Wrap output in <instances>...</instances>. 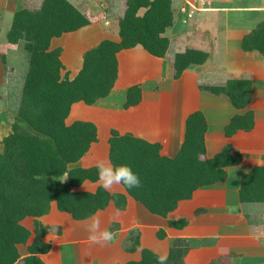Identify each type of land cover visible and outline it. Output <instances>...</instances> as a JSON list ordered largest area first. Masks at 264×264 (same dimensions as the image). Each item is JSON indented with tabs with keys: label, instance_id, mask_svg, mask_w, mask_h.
<instances>
[{
	"label": "trees",
	"instance_id": "1",
	"mask_svg": "<svg viewBox=\"0 0 264 264\" xmlns=\"http://www.w3.org/2000/svg\"><path fill=\"white\" fill-rule=\"evenodd\" d=\"M140 8H145L142 13ZM88 23L86 14L68 0H43L37 8L13 12L7 40L13 44L23 41L30 52L17 111V119L28 130L14 127L2 138L0 264H49L39 255L48 251L49 244L42 240L48 230L38 218L48 211L52 202L59 211L69 213L74 219H86L110 201L124 206L123 194L109 193L101 186L94 191L75 189L87 179H98L96 166L69 167L97 140V127L89 120L66 122V118L72 103L93 104L111 92L117 78L118 51L142 46L154 56L165 55L169 46L165 31L173 25L172 0H126L118 21L119 40L102 39L84 52L81 67L72 78L63 77L59 49L50 48L52 39ZM263 32L264 22L252 35L242 39V49L258 50L264 55ZM207 57V52L196 48L177 52L173 60L174 77L179 78L191 64L204 63ZM200 87L228 95L237 108L251 99V82L245 79ZM138 93L136 85L129 87L125 106L136 103ZM188 119L182 148L172 158L160 155L158 144L131 134L112 130L109 138L110 163L129 165L141 180L139 188L123 186L150 212L161 216L174 209L178 200L190 197L196 188L225 179L222 167L239 160L237 154L235 158L229 155L228 148L213 157H201L205 152V118L195 110ZM253 122L252 110L236 113L226 124L225 133L231 135L237 129H251ZM64 174L65 181L51 184L47 180ZM240 199L264 200V164L253 167L243 176ZM29 216L35 218L34 237L26 247L27 254L21 257L18 245L25 244L31 234L21 221ZM168 222L181 226L173 220ZM157 235L163 238L164 232L159 229ZM129 236L133 242L124 247L128 246L126 249L130 252L139 249L140 257L124 264H157L159 254L140 245L139 232H130ZM189 247L186 238L177 237L170 245L166 264H185Z\"/></svg>",
	"mask_w": 264,
	"mask_h": 264
},
{
	"label": "crops",
	"instance_id": "2",
	"mask_svg": "<svg viewBox=\"0 0 264 264\" xmlns=\"http://www.w3.org/2000/svg\"><path fill=\"white\" fill-rule=\"evenodd\" d=\"M85 1L83 0L84 4H80V7L69 2L85 13L90 23L53 38L51 46L57 39H64L65 42L59 46H82L84 41L83 46H95L102 39L119 40L118 28L111 29L96 23L94 21L96 15L91 12L88 6L91 0L88 5L85 4ZM207 1L210 2L208 4L210 7L199 13H193L191 17H188L187 13L181 12L179 8L172 9L173 25L165 31L169 39V46L163 57L150 54L142 46L122 49L117 52V78L109 95L113 91L123 89L126 101L128 88L136 85L139 88V93L136 94V97L139 96V102L129 105L125 110L127 111L126 115H129L128 118H130L129 125L120 122L121 110H118L112 119L105 115L106 121L110 119L111 125L107 131L108 135L103 138L100 136L98 122L100 115H104L105 110L109 109L102 108L98 101L106 99L109 95L89 105V112L90 114L94 112L91 115H94L95 120L91 115L88 120L97 127V140L91 143L90 148L92 149L94 146L95 149V146L101 145L104 147L105 142L106 149H100V153L105 152V162H110L108 158L109 138L111 131L115 130L119 134H131L147 142L156 143L159 145L160 155L172 158L182 148L189 116L198 110V95H211L214 99L226 97V94L211 93L199 86L222 85L229 79L249 80L251 82L249 107L254 111V125L250 130L237 129L231 135L225 133V126L231 117L236 113H241L239 112L240 108L234 107L231 101H229L228 109L232 108L234 112L236 111L232 116H227L224 109H220L218 112L215 108H210V111L202 108H200L202 111L199 110L207 124L204 132L205 152L201 157L210 158L228 148L233 156L238 155V162L222 167L226 172L225 179L200 186L192 191L190 197L178 200L175 208L167 214V218L181 224L180 227L175 225L174 231L179 233L177 236L186 238L189 242L190 247L184 258L185 264H264V200L242 201L240 199L243 176L248 174L253 167L264 164V157H262L264 156V56L258 53V58L256 56L250 60L245 59V51L241 46L242 39L247 35H252L260 23L264 22V0H237V6L231 8L221 6L229 0ZM176 3H178L176 0H172V6ZM205 5L203 6L205 7ZM9 29L10 27L3 34L5 35L4 42L0 41V50L2 46H5L12 51L18 44H21H13L7 40ZM108 35L112 37L110 38ZM92 37L93 39L88 40ZM69 42L71 43L69 44ZM219 46H224L223 54L225 55L220 62L218 61ZM186 48L203 50L208 53V57L202 64H191L182 71L179 78H175L174 56ZM253 52L257 51H252V55H257ZM232 56L235 62H229L230 59H233ZM79 58L81 59V56ZM122 71L128 73L129 78L126 79L124 77L126 74ZM75 74L76 72L69 77L72 78ZM175 81H181L185 86L179 100L177 99L178 101L172 99L175 97L171 95V90L164 92V88ZM187 86L191 88L186 89ZM162 96H165L164 99ZM73 105H71L69 116L73 113ZM194 106L195 109H193ZM126 115L123 114L122 117L125 118ZM174 118L173 127L172 120L174 121ZM76 119L80 118L73 120ZM73 120H67V122ZM215 136H217V142H214ZM95 151L99 153V149ZM89 182L94 187L100 185L98 179L94 182L86 180L84 183ZM109 193H121L125 196L124 208L126 211L124 213L128 214L131 222L137 220L139 213L141 216H148L151 220L164 218V216L155 213L147 214L140 206V204L144 207L145 205L134 199L123 185L115 186L114 189L109 190ZM234 193L236 194L235 201H228V196H232ZM109 204H112V201ZM195 210H200V212L195 213ZM91 219H75L74 221L82 224L81 227L86 230L85 226L91 223L88 222ZM64 227L65 225L63 229L66 228ZM142 229V246L149 247L151 245V249L159 255H167V249L165 252L161 245L162 241L152 237L148 228ZM74 230L76 229L72 224L70 233ZM65 232L63 238L68 235L67 230ZM76 241L80 243L81 240L77 239ZM62 244H66V242ZM75 251L77 252L74 253L80 258H84V253L80 250L79 245ZM139 252V249L132 253L120 249L119 252L116 251L118 255L114 261L120 264L116 259L121 254L126 258V261L139 259ZM80 262V264H86L81 259ZM87 263L92 264L90 259Z\"/></svg>",
	"mask_w": 264,
	"mask_h": 264
},
{
	"label": "rangeland",
	"instance_id": "3",
	"mask_svg": "<svg viewBox=\"0 0 264 264\" xmlns=\"http://www.w3.org/2000/svg\"><path fill=\"white\" fill-rule=\"evenodd\" d=\"M42 1L43 0H9V1L0 0V21L3 18L1 21L2 23L0 28V41L4 42L5 40V35L3 34L10 27L14 11L21 8H29V9L37 8V6L41 5ZM69 1L74 3L75 6H79V7L80 4H84L83 0H69ZM89 1L90 0H86L85 4L88 5V3H90ZM176 1L178 3H176V5H173L172 9L174 8V10H177L179 8L181 12L187 13L188 17H191L193 13L195 14L199 13L210 7V5H208L210 2L207 0H176ZM236 1L237 0H229V2H226L225 5H221V6L230 7V8L236 7L238 3ZM204 4H206L205 7L203 6ZM88 6L90 7L91 12L94 15H96V17L94 18V21L96 23H100L103 27H109L111 29H114V28H118L117 27L118 21L126 7V0H91V3ZM143 9L145 8H140L139 12L142 13ZM176 33L177 32L175 31V34ZM108 36L110 38L112 37L111 35ZM220 38L222 39L221 36ZM91 39H93V37L88 40ZM20 43H21L20 45L18 44V46H16L15 50L11 51V49H8V47L5 46H2L1 47L2 49L0 50V151L2 150V138L5 135H7L12 129H14V127L28 130L26 124L24 122H20L17 119V111L20 105L21 88L26 74V69L28 67V61L30 58V52L25 49L23 45L24 42L21 41ZM63 43H65L64 39H60V40L57 39L56 41H54V43H52L53 46H50V48L59 49L58 56L63 65V68L60 71L61 76L69 77L71 74L77 72L80 69V64H82L81 62L84 52L93 46H83L85 44V41L83 42L82 46H59ZM70 43L71 42H69V44ZM223 47L224 46L218 47L219 62L222 61L225 57V55L223 54ZM244 51H245L244 57L245 59L247 58L248 60H250V58H255L256 56L258 58L259 57L258 53L261 56H264L258 50H248V51L244 50ZM252 51H257L255 53L253 52V54H257V55H252ZM79 56H81V59L79 58ZM232 61L235 62V59L233 58L229 60V62ZM122 72L126 74L124 71ZM124 77L126 79L129 78V74L127 73ZM171 84L168 86L166 85L167 86L166 88L163 87L164 92H167V90L169 91L171 90V95L172 96L174 95L173 97H175L172 99L174 101H176L177 99L179 100V97L181 96V93L183 92L185 86L181 81H175L173 83L171 82ZM188 88L191 87L187 86L186 89ZM186 93L189 94V92ZM198 96H199L197 97V102L199 103V106H197L198 110H201L200 108H202V109H206V111H210V108H215L217 109L218 112V110L224 109L227 116L230 115L232 116L236 112V111L234 112L232 108L228 109V104L230 101L228 95H226V97H221L222 99L220 98L214 99V97L211 95L201 94ZM164 97L162 96L163 99ZM250 101L251 99L246 105L240 108L239 112L244 113L249 109L253 111V109L249 107ZM78 102L72 103V105L74 104L73 105L74 109L72 111L73 113H71L70 116L68 113L66 122L67 120L71 121L75 118H80V119L85 118L88 120L90 118V115L94 113L92 112L90 114L89 112V105L92 104H86L83 101L79 103ZM98 102L102 108L107 107L109 109V110H105V114L100 115L99 118L100 120L98 122V127L100 130L101 138L108 135L107 131L109 126L111 125L109 120L114 117L115 113H117L118 110L122 111L120 122L124 124H128V123L130 124V118H128L129 115H126L127 111H125L129 106L124 105L126 101H125L123 89L120 91L119 90L113 91L109 95V97L103 100L101 99V101ZM193 109H195V106L193 107ZM123 114L126 115L125 118L122 117ZM105 115L111 118L106 121L107 117H105ZM91 116L95 120L94 115ZM131 117H133V115H131ZM172 123L174 127L175 118L174 121L172 120ZM215 137L216 138H214V142H217V136ZM95 147H96L95 149L94 146L92 147V149L89 147L86 153L76 162L69 164V167L77 166V167L87 168V167L95 166L97 161L103 160L105 162V152L102 151L103 153H100V149L103 148L104 150L106 149L105 142H104V147L103 145L99 147L98 146ZM96 149H99V153L95 151ZM227 152L231 157L233 156L232 155L233 153H231L230 151ZM65 175L66 174H64L61 177H49L47 180L51 184L56 183V181H65L66 179L63 180ZM84 182L82 183V186L75 189H85V190L94 191L97 186H100V185H96V187H94L93 184H91L90 182L89 183H84ZM235 196H236L235 193L232 196H228L229 197L228 201L230 200L235 201ZM124 206H121V203L112 201V204H108L104 209H99L95 213L90 215V217L86 218V219H90L93 217L99 218L100 229H108L109 231L114 233L115 238L113 241L101 245V244L93 243L91 241L87 242V240H89L88 238L89 232L85 230V228L81 227L83 225L77 221H74L75 219L69 213L59 211L56 208L55 203L52 202L50 204L48 211L38 218V220L41 221V223L48 230V232L44 234V236L42 237V240L49 244L48 251L45 253H40L39 254L40 257L42 258V260H44L49 264H80L81 263L80 259L82 262L86 264H88L87 263L88 259H90L92 264H117L114 261V258H116V256L118 255L116 251L119 252L120 249H122L123 251L126 252L127 251L126 248L128 246H126V248L124 246L125 245L130 246L133 242V240H131L129 236L130 232H136V233L139 232V236H140L139 242L141 246L143 245L141 243V231L143 230L142 228L144 227L148 228L151 231L150 232L148 230L150 235H152V237L154 236L155 238L162 241L161 245L164 248L163 250H165L166 252L167 249L168 252L170 245L175 241L177 237H179L177 236L179 235V233L174 231L173 228L174 226L172 224H169L167 215H165L164 218H160V220L159 219L151 220L150 218H148V216H141V213H139L137 214L138 217L137 220L136 221L133 220V222H131L129 220V217L127 216L128 214L124 213L126 211ZM140 206L141 208H143V210H145V212H147V214H152V212L150 213L148 209H146L142 204H140ZM199 212L200 210H195V213H199ZM34 219H35L34 217L29 216V217H25L21 221L24 225L28 226L29 230L31 231V234L28 237L26 243L18 245V249L21 257L27 254L26 247L33 240ZM134 221L136 222V224ZM72 224L75 226L76 229L73 231L74 233L73 232L70 233ZM64 225L66 227V228L64 227L65 229H63ZM159 229H161L164 232L163 238H159L157 235ZM66 230L68 235L67 237L63 238V234L66 233L65 232ZM77 239L78 241L81 240L80 243L79 242L77 243L76 241ZM64 242H66V244H62ZM77 244L80 246V250L84 253L83 259L80 258L76 253H74L77 252L75 251V249L76 250L78 249ZM149 247L151 248V245H149ZM127 252L132 253L130 251ZM116 260H119L120 264H124L126 262V258L122 254L119 255Z\"/></svg>",
	"mask_w": 264,
	"mask_h": 264
},
{
	"label": "clouds",
	"instance_id": "4",
	"mask_svg": "<svg viewBox=\"0 0 264 264\" xmlns=\"http://www.w3.org/2000/svg\"><path fill=\"white\" fill-rule=\"evenodd\" d=\"M97 176L101 187L108 191L115 186L124 185L127 188H139L141 180L132 168L127 164L113 165L103 160L96 162ZM67 178L64 176L63 180ZM86 230L89 232V240L97 244H107L114 240V233L108 229H100L99 218L93 217L91 223L87 224ZM167 255H159L157 264H166Z\"/></svg>",
	"mask_w": 264,
	"mask_h": 264
}]
</instances>
